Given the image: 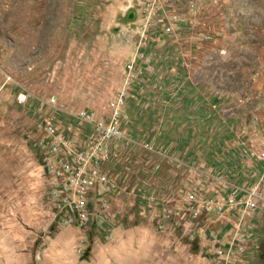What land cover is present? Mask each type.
Segmentation results:
<instances>
[{
	"label": "rangeland",
	"instance_id": "obj_1",
	"mask_svg": "<svg viewBox=\"0 0 264 264\" xmlns=\"http://www.w3.org/2000/svg\"><path fill=\"white\" fill-rule=\"evenodd\" d=\"M121 95L79 210L48 128L86 148ZM263 197L264 0H0V264H264Z\"/></svg>",
	"mask_w": 264,
	"mask_h": 264
},
{
	"label": "built area",
	"instance_id": "obj_2",
	"mask_svg": "<svg viewBox=\"0 0 264 264\" xmlns=\"http://www.w3.org/2000/svg\"><path fill=\"white\" fill-rule=\"evenodd\" d=\"M124 95L107 108V115L95 118L86 113L80 114L85 120L92 123L95 128L92 143L83 149L75 146L66 148L64 138L56 129L48 128L51 138L50 150L59 161L50 163L51 172L58 179L57 195L72 193L73 203L79 210L86 208L94 202L95 196L108 190V176L104 172L105 162L111 154V145L122 137L119 118L125 105ZM63 150H67L63 153ZM258 192H250L246 199L250 211L257 209ZM264 205V197L262 198Z\"/></svg>",
	"mask_w": 264,
	"mask_h": 264
}]
</instances>
